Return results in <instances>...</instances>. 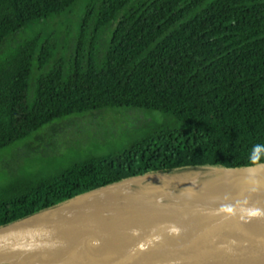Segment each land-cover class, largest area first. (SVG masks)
<instances>
[{"label":"trees","instance_id":"16d2710c","mask_svg":"<svg viewBox=\"0 0 264 264\" xmlns=\"http://www.w3.org/2000/svg\"><path fill=\"white\" fill-rule=\"evenodd\" d=\"M123 106L170 120L5 178L0 226L140 175L254 166L264 0H0V152L56 121Z\"/></svg>","mask_w":264,"mask_h":264},{"label":"water","instance_id":"95a60500","mask_svg":"<svg viewBox=\"0 0 264 264\" xmlns=\"http://www.w3.org/2000/svg\"><path fill=\"white\" fill-rule=\"evenodd\" d=\"M255 168L221 171L252 182L264 180L250 177L261 174ZM141 179L184 184L195 177L145 174L117 184ZM255 184L240 189L249 190L254 199L264 198L261 191L251 190ZM102 189L0 226V264H46L58 250L79 244L114 246L118 257L107 264H264V225L256 230L226 228L162 202L95 197ZM172 227L180 232L170 233Z\"/></svg>","mask_w":264,"mask_h":264},{"label":"rangeland","instance_id":"374dc122","mask_svg":"<svg viewBox=\"0 0 264 264\" xmlns=\"http://www.w3.org/2000/svg\"><path fill=\"white\" fill-rule=\"evenodd\" d=\"M167 120H170V117L160 112L123 106L93 110L56 121L29 139L0 152V184L5 178L20 171L53 167V164L62 158L69 156L72 158L78 154L81 155L84 151L105 149L109 146V142L125 139L138 126L162 123ZM244 176L223 174L218 169L205 168L196 175V181L189 182L194 184V188H186L184 184L167 182L160 184L154 179H141L131 182V189L133 191L161 189L165 195L160 202L168 204L180 201L219 204L224 199L229 200L228 198L236 196L254 199L248 189L244 192L240 188L256 183L255 189L251 190L260 192L262 186L259 185L264 180L252 182ZM250 177L264 179V171L259 176L250 174ZM240 192L243 193L240 194ZM200 214L204 215L199 212L189 215L199 218L197 216H201Z\"/></svg>","mask_w":264,"mask_h":264},{"label":"bare ground","instance_id":"6f19581e","mask_svg":"<svg viewBox=\"0 0 264 264\" xmlns=\"http://www.w3.org/2000/svg\"><path fill=\"white\" fill-rule=\"evenodd\" d=\"M252 171L258 174L264 171V168L258 167ZM184 186L186 188L195 187L193 183L189 182L184 183ZM242 193L240 192V194ZM164 195L165 192L157 188L133 191L131 189V181L107 187L94 194L95 197L103 198L129 196L153 203H161L160 199H163ZM228 199H224L222 203L216 204L206 211L205 208L208 204L185 201L165 204L179 211L184 207L193 209L195 214L198 212L204 214L197 216L199 217L198 219L226 228L256 230L264 225V214H254L257 209L264 213V198L249 199L236 196ZM117 257L118 252L114 246L107 244H79L58 250L51 257L50 262L46 264H107Z\"/></svg>","mask_w":264,"mask_h":264},{"label":"clouds","instance_id":"9594fccd","mask_svg":"<svg viewBox=\"0 0 264 264\" xmlns=\"http://www.w3.org/2000/svg\"><path fill=\"white\" fill-rule=\"evenodd\" d=\"M261 155H264V144H259V143L254 144L251 148L249 160L255 167H260V165L258 164V161L260 160ZM254 214L260 215L264 213H261V211L257 209ZM179 232H180V229L177 227H172L170 229V233L172 234H178ZM157 239H159V237H157ZM94 243H98V242H94Z\"/></svg>","mask_w":264,"mask_h":264}]
</instances>
